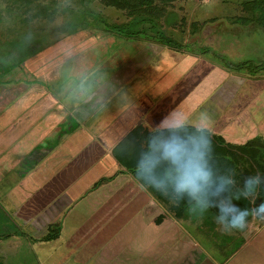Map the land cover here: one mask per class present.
I'll list each match as a JSON object with an SVG mask.
<instances>
[{
    "label": "rangeland",
    "instance_id": "rangeland-1",
    "mask_svg": "<svg viewBox=\"0 0 264 264\" xmlns=\"http://www.w3.org/2000/svg\"><path fill=\"white\" fill-rule=\"evenodd\" d=\"M247 1L171 0L155 3L161 9L152 10L151 7L150 13L144 14L149 17L159 12L156 14L157 25L172 43L185 44L181 53L200 62H209L221 72L217 79L207 81H212L210 89L204 87L200 92L204 97L196 110V117L190 122L205 123L209 130H218L220 123L224 124L229 119L225 116L224 121H220L225 110L230 108L228 112H237L245 98L251 97L245 108L236 113L235 121L222 128L223 136L231 141L236 137L237 121H240L241 128L255 127L253 135L236 140V144L251 137L264 139V88L260 84L264 81V72L253 75L228 66V62L235 64L248 59L257 64L264 62V31L248 34L252 14L244 8ZM170 16L173 17L172 22L166 23L165 19ZM131 20L135 19L124 9L105 5L101 0H0V140L11 146H7L4 153L0 152V158L11 155L9 158L13 164L22 159L26 165L33 161L34 167L49 161L51 150L42 148L53 144L55 138L60 140L65 131L58 135L48 134L56 126L57 119L55 122L47 120L51 118V111L58 109L55 105L51 110L46 109L48 103L52 104L48 93H54L64 103L85 83L99 82L102 74L108 73L106 68L109 71L116 67L119 69L123 58L140 50L134 58L135 61L143 59L141 54L147 52L149 44L153 43L144 42L147 41L144 38H140L141 41L127 39L130 37L128 28L129 31L139 28L135 22L126 25ZM157 46L160 45L152 47L156 54L161 48L170 50L167 45ZM152 64L150 62L147 68H152ZM201 68L194 77L202 73ZM190 81L194 83L196 80ZM125 90L126 87L118 90L115 96L117 103L130 102L134 98ZM254 92L259 99L255 97L256 100H252ZM113 99L110 97L108 101ZM53 103H56L54 99ZM109 104L113 105V102ZM92 117L94 115L81 122L75 118L70 120L77 128L80 125L77 123L87 128L90 119L94 122ZM18 128H21L19 133ZM31 132L38 134L31 136L35 137L33 140L29 138ZM35 158L37 162H34ZM32 168L16 165L13 173L24 174L23 177L28 178ZM52 180L57 183H52ZM12 183L5 180L0 184V264H86V236L76 232L88 218L86 198L59 199L61 204L56 208H44L51 213L47 219L53 224L49 231L28 222L31 216L37 218L34 211L37 208L27 215L33 200L30 197L17 200L12 192ZM63 185L55 177L34 194L41 198V192L45 195L53 193L57 197ZM83 187L84 184L80 185V189ZM46 204L49 206L51 202ZM38 205L47 207L43 201ZM41 208L38 206V210ZM48 234L51 238L46 239ZM208 242L203 241L206 246Z\"/></svg>",
    "mask_w": 264,
    "mask_h": 264
},
{
    "label": "crops",
    "instance_id": "crops-1",
    "mask_svg": "<svg viewBox=\"0 0 264 264\" xmlns=\"http://www.w3.org/2000/svg\"><path fill=\"white\" fill-rule=\"evenodd\" d=\"M149 46L146 54H141L143 59L135 61L134 57L139 50L123 58L119 69L116 67L109 71L105 67L108 73H103L99 82H88L80 90L71 91L73 93L64 103L49 92L52 104H48L46 109L51 110L53 105L58 109L51 111V118L47 120L55 122L57 119L56 126L48 134L65 132L60 140L55 138L53 144L41 147L45 151L51 150L52 156L40 167L38 164L34 167L33 161L26 165L27 162L22 159H17L13 164L9 158L11 155L0 158V184L1 181L10 180L17 200L22 201L26 197L33 200V205L28 206L30 211L26 213L28 215L37 208L34 210L37 218L31 216L28 222H33L39 228L47 227L50 223L47 219L51 213L44 208H56L61 204L59 199L86 198L88 218L76 231L86 236V264H264V221L253 216L247 221L244 230L225 232L216 223L214 215L193 212L190 205L182 212V217L177 218L166 204L156 199L133 173L113 157L114 146L139 124L152 130L170 114L194 119L204 97L200 92L204 87L210 89L212 81H207L217 79L220 72L213 64L200 62L193 56L163 48L158 49L156 54L152 48L154 44ZM150 62L153 67L147 68ZM198 68L203 71L194 77ZM194 78L196 81L192 83L190 80ZM260 84L264 88V81ZM125 87V93L134 98L130 102L117 103L115 96L118 90ZM252 96V100L255 99V92ZM110 97L114 99L108 101ZM250 98H245V103L237 112H228L230 108L225 110L220 121H224L225 116L229 117L228 121L217 124L218 130L210 131L223 136L222 128L235 121L236 113L245 108ZM53 99L56 103H53ZM92 115L94 122L90 119L87 128L82 123H77L80 124L77 128L70 120L75 118L81 122ZM237 122L240 126V121ZM239 126L236 137L231 141L223 136L226 141L236 144V140L251 136L255 131L253 125L247 129ZM29 134L32 140L35 137L31 136L38 135L35 132ZM16 165L33 167L32 174L27 175L28 178L23 177L24 174L16 175L13 173ZM95 168L98 170L94 171ZM55 177L62 185L66 183L61 188L60 198L53 193L45 195L41 192V198L34 194L35 190ZM102 177L109 179L92 189L94 183ZM53 182L57 183L55 180ZM82 184L84 187L80 189ZM42 201L47 207L41 208L38 205ZM48 202H51L49 206L46 204ZM37 205L42 210H38ZM204 239L209 240L207 246L203 243Z\"/></svg>",
    "mask_w": 264,
    "mask_h": 264
},
{
    "label": "clouds",
    "instance_id": "clouds-1",
    "mask_svg": "<svg viewBox=\"0 0 264 264\" xmlns=\"http://www.w3.org/2000/svg\"><path fill=\"white\" fill-rule=\"evenodd\" d=\"M135 177L179 204L187 201L191 211L203 214L216 210L215 220L221 230H244L249 216L264 221V202L253 208H242L234 200H252L264 185L259 173L244 179L242 187L232 195L236 185L232 169L220 172L212 162V144L205 123H192L179 115H168L156 124L137 152Z\"/></svg>",
    "mask_w": 264,
    "mask_h": 264
},
{
    "label": "trees",
    "instance_id": "trees-1",
    "mask_svg": "<svg viewBox=\"0 0 264 264\" xmlns=\"http://www.w3.org/2000/svg\"><path fill=\"white\" fill-rule=\"evenodd\" d=\"M105 5H112L114 7H119L124 9L128 15L132 16V19L126 25L132 24L133 22L137 23L138 29L135 31L128 32L130 37L127 39L141 41L140 38H144L147 41H152L153 44L160 45L158 47H162L161 45H167L170 47V51L181 53L184 50L185 44L172 43L166 38L163 34L162 29L157 25L158 20L156 19V14H150L149 17L144 15L145 12L150 13L151 7L152 10L158 9L160 10V6L155 3L171 0H101ZM244 8L247 9L252 14V20L248 26L249 33H261L264 27V0H249L244 3ZM173 17H167L165 19L166 23H171V19ZM141 35H143L141 37ZM122 36V35H121ZM136 36V37H135ZM139 36V37H138ZM124 37V36H123ZM126 38V37H125ZM136 38V39H135ZM171 42L170 44H168ZM178 44V45H177ZM176 45V47H175ZM185 54V53H182ZM229 68L234 69L235 71L246 70L251 74H258L264 72V62L261 64H257L252 60H244L240 63L231 64L228 62ZM49 104V103H48ZM47 107V106H46ZM10 131V128H9ZM21 131V128H18V133ZM152 130L142 126L141 124L135 126L126 136H124L112 149L113 157L118 161L120 165H122L127 171H130L135 176L134 172V164L136 159V154L142 148L146 137L150 134ZM17 133V134H18ZM210 139L212 144V162L216 169L220 172H224L228 169H232L235 173V181L236 185L233 188L232 195H235L237 189L242 187L243 181L246 177L255 175L257 173L264 175V139L259 137H253L248 139L244 143L235 144L230 143L225 140V138L219 133H212L209 130ZM12 134V132H10ZM4 144V146L2 145ZM3 146V147H1ZM8 143L5 140H0V152L4 153V150L8 148ZM0 153V154H1ZM109 178L102 177L97 180L92 189L99 186L102 182L108 180ZM140 182V181H139ZM141 183V182H140ZM142 184V183H141ZM143 185V184H142ZM144 186V185H143ZM146 187V186H144ZM153 195L163 204L172 211V214L175 217H182V212L185 211L189 203L187 201H181L179 204H174L170 202V200L162 195L161 193L155 191L152 188L146 187ZM242 208H253L256 205L264 202V185H261L257 189V195L254 199V203L252 200L239 199L234 200ZM209 215L216 216V210L214 208H210L206 211ZM206 215H204L205 217ZM253 216H249L248 220H250ZM210 216H208V219ZM57 224V223H56ZM52 223L47 224V229L50 231L52 227ZM56 229V227H55ZM54 229V230H55ZM53 230V229H52ZM58 230V228H57ZM51 238L48 234L46 239Z\"/></svg>",
    "mask_w": 264,
    "mask_h": 264
}]
</instances>
